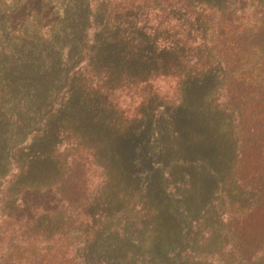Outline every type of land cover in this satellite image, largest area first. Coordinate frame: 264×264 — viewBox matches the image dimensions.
I'll return each instance as SVG.
<instances>
[{
    "label": "trees",
    "instance_id": "trees-1",
    "mask_svg": "<svg viewBox=\"0 0 264 264\" xmlns=\"http://www.w3.org/2000/svg\"><path fill=\"white\" fill-rule=\"evenodd\" d=\"M0 264H264V0H0Z\"/></svg>",
    "mask_w": 264,
    "mask_h": 264
}]
</instances>
